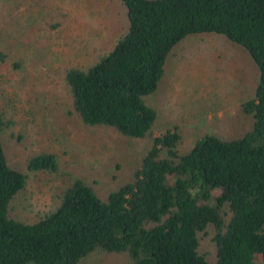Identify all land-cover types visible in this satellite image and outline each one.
Returning <instances> with one entry per match:
<instances>
[{
  "label": "trees",
  "instance_id": "16d2710c",
  "mask_svg": "<svg viewBox=\"0 0 264 264\" xmlns=\"http://www.w3.org/2000/svg\"><path fill=\"white\" fill-rule=\"evenodd\" d=\"M120 2L126 32L94 63L66 70L71 113L150 144L130 180L107 197L77 178L56 208L27 223L11 216L28 174L9 161L2 137L12 122L0 109V264H82L95 253L129 264H264V0ZM20 30L4 36L2 62L30 44ZM202 34L241 46L254 61L257 81L240 105L251 125L233 138L204 134L182 152L178 128L155 134L159 113L148 99L177 46ZM20 39L17 51L11 45ZM26 165L31 172L59 170L52 152L32 155ZM208 228L212 262L200 252Z\"/></svg>",
  "mask_w": 264,
  "mask_h": 264
},
{
  "label": "rangeland",
  "instance_id": "374dc122",
  "mask_svg": "<svg viewBox=\"0 0 264 264\" xmlns=\"http://www.w3.org/2000/svg\"><path fill=\"white\" fill-rule=\"evenodd\" d=\"M16 25L18 35L30 44L18 51L24 44L18 40L11 45L17 56L0 60V109L12 122L2 139L10 163L28 174L11 216L34 223L56 208L62 192L77 178L107 197L130 180L150 140L88 126L71 113L66 70L94 63L126 32V9L120 0H0L1 51L6 50L1 47L4 36ZM14 60L20 67H14ZM256 81L255 63L241 46L217 35L187 37L168 60L158 91L148 99L159 113L155 134L178 128L182 152L207 133L239 136L251 125L240 105L252 95ZM41 152L58 156L57 172L27 169V159ZM211 231L201 234L200 252L212 262L216 256ZM82 264L129 263L121 255L95 253Z\"/></svg>",
  "mask_w": 264,
  "mask_h": 264
}]
</instances>
